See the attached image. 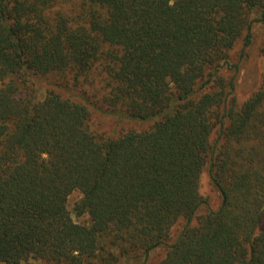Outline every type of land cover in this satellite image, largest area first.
Segmentation results:
<instances>
[{
  "label": "trees",
  "instance_id": "trees-1",
  "mask_svg": "<svg viewBox=\"0 0 264 264\" xmlns=\"http://www.w3.org/2000/svg\"><path fill=\"white\" fill-rule=\"evenodd\" d=\"M258 25L264 0H0V264H264V73L240 102L230 60Z\"/></svg>",
  "mask_w": 264,
  "mask_h": 264
},
{
  "label": "rangeland",
  "instance_id": "rangeland-1",
  "mask_svg": "<svg viewBox=\"0 0 264 264\" xmlns=\"http://www.w3.org/2000/svg\"><path fill=\"white\" fill-rule=\"evenodd\" d=\"M241 48L242 39H239L230 52V60L232 62L239 63L235 94L240 102L250 96L260 86L262 81L264 73V27L260 25L255 26L251 46L246 47L242 54H240ZM43 92V89L39 91V98H42ZM106 122H108L109 125ZM110 124L111 123L109 121H104L103 125H99L101 127L97 125L98 130L102 129L105 131H109L111 129ZM199 187L200 192L204 196H209L212 206L213 204L215 205L217 202V196L210 183L206 168L202 171L200 175ZM80 197L81 193L78 190L72 191L67 199V208L71 213L73 221L78 223H89V217L87 214L77 216L73 211V205ZM23 264H39V262L30 260ZM129 264L135 263L130 262Z\"/></svg>",
  "mask_w": 264,
  "mask_h": 264
}]
</instances>
